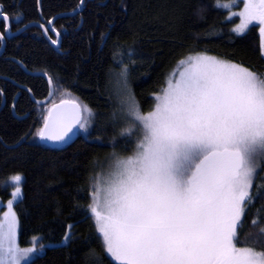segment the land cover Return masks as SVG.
<instances>
[{
  "label": "trees",
  "instance_id": "1",
  "mask_svg": "<svg viewBox=\"0 0 264 264\" xmlns=\"http://www.w3.org/2000/svg\"><path fill=\"white\" fill-rule=\"evenodd\" d=\"M81 1L0 0V7L17 31L36 22L47 26L53 17L75 12ZM216 4L217 0H85L82 11L55 20L59 48L35 26L9 39L0 54V197L5 201L12 195L8 178L23 177V196L15 205L19 243L27 247L32 238L41 237L44 245L28 264H94L93 257L117 264L105 252L90 205L94 183L114 154L126 157L135 148L134 139L126 143L128 138L120 135L127 126L126 98L117 85L122 71L127 69L128 88L144 115L154 110L157 94L178 62L189 55L214 54L264 77L260 26L237 35L233 28L239 18L229 20L228 10ZM51 38L57 41L55 35ZM34 72L51 78V106L70 99L81 110H91V115L83 111L85 127L79 128L70 146L52 148L37 135L48 107L38 106L24 88L37 100H44L50 89ZM261 180L264 169L251 190L253 196L261 195L252 206L245 204L237 230V247L257 252H264Z\"/></svg>",
  "mask_w": 264,
  "mask_h": 264
},
{
  "label": "snow or ice",
  "instance_id": "2",
  "mask_svg": "<svg viewBox=\"0 0 264 264\" xmlns=\"http://www.w3.org/2000/svg\"><path fill=\"white\" fill-rule=\"evenodd\" d=\"M241 3L243 11L232 13L241 18L233 31L243 35L255 23L264 37V0H217L216 7L231 10ZM127 54L131 58L132 50ZM181 64L186 66L179 79H169L147 115L131 95L127 69L119 74L127 125L120 135L136 143L132 155L114 154L108 180L90 205L102 245L117 264H264V252L237 247L244 206L261 195L250 190L264 160V79L208 55L189 56ZM72 109L78 113L80 105ZM83 111L91 115L87 106ZM75 124L84 128L86 121L77 114L65 122L50 112L37 135L64 141ZM11 180L18 200L22 177ZM8 207L11 220L6 229L0 225V264H21L36 248H19L13 201ZM93 262L103 264L96 257Z\"/></svg>",
  "mask_w": 264,
  "mask_h": 264
},
{
  "label": "water",
  "instance_id": "3",
  "mask_svg": "<svg viewBox=\"0 0 264 264\" xmlns=\"http://www.w3.org/2000/svg\"><path fill=\"white\" fill-rule=\"evenodd\" d=\"M85 4V0H82L79 7L77 8V10H75V12H72V13H68V14H63V15H59V16H56V17H53L52 20H50L49 24L47 26H45L44 24H41V23H31V24H28L22 28H20L19 31L17 32H11V23H10V19L8 16L7 19H6V22L8 23V36L11 37V36H17L20 34V32L26 30V29H29L31 28V26H35V27H39L43 33H44V36H45V39L49 42V44H51L53 47H56V48H59L60 47V41H61V37L60 35H57L58 32L55 31L53 25L54 23L56 22L55 20L60 18V17H64V16H73L75 15L77 12H80L82 11V7L84 6ZM1 7H0V16H5L3 14H1ZM41 25H43V27H41ZM47 29V31H46ZM51 34L52 35H55L56 36V39H57V42L56 43H53V40L51 38ZM0 37H3V35L0 34ZM5 39L3 37L2 39V49L0 50V54L4 51V48H5ZM33 75H36V76H41L42 78H45L48 82V85H49V94L48 96L44 99V100H37L36 98L33 97L32 95V92L27 89V88H24L25 90L28 91L29 95H30V98L33 102H35L37 105H40V106H46V104L50 103L51 102V99L53 98L54 96V91H55V88H53V83H52V80L50 77H48V75L46 73H41V72H34ZM17 98H15V104H16V101ZM67 102V103H64V102ZM73 103H76L78 105H80L78 102L76 101H73V100H64V101H60V102H57L55 104H53L49 109H48V114L46 116V119L45 121L48 120L49 118V113L51 112L52 113V117L55 119L58 115L65 121V122H71L75 119V117L77 116V114L79 115V118L82 122V118H83V110H81V106H80V110L79 112H75L73 109H72V104ZM44 121V122H45ZM45 124V123H44ZM44 127V125H43ZM42 127V128H43ZM80 128V125L79 124H75L73 127H72V130L68 133V135L65 137V140L64 141H59V142H53V141H46V140H40L42 144L44 145H49L50 147L52 148H59V147H67V146H70V144L72 142H74L77 137H78V130Z\"/></svg>",
  "mask_w": 264,
  "mask_h": 264
},
{
  "label": "rangeland",
  "instance_id": "4",
  "mask_svg": "<svg viewBox=\"0 0 264 264\" xmlns=\"http://www.w3.org/2000/svg\"><path fill=\"white\" fill-rule=\"evenodd\" d=\"M227 3H229V2H220L221 5H223V4H227ZM223 8H224V7H223ZM224 9L228 10V14H229V16H231L232 18H233V17H238V18H239V21H238V23L236 24V26H234V28L237 27V26L240 24V22H241V18H240L239 16H233L232 13H233V12H240V11H243V4L241 3V4H239V5H233V7H232L231 10L228 9V8H224ZM229 16H228V17H229ZM232 18H231V19H232ZM231 19H229V20H231ZM255 25H257V24L254 23V24L250 25L249 28H251V27H253V26H255ZM259 26H260V25H259ZM260 27H261V26H260ZM234 28H233V29H234ZM249 28H248V29H249ZM246 32H247V31H246ZM246 32H245V33H246ZM234 33H235V32H234ZM235 34H236V33H235ZM260 34H261V32H260ZM243 35H244V34H243ZM261 35H262V34H261ZM262 44H264V37H262ZM263 54H264V46H263ZM196 55H208V56L215 57V58H217L218 60H221V61H224V62H227V63H232V64L240 65V64H238L237 62H232V61H229V60L224 59V58L222 59V58H220L219 56H216V55H214V54H208V53H204V52H200L199 54H193V55H189V56H196ZM187 59H188V57L185 58V59H182V60H180V62H178V65L176 66V68H175V69L172 71V73H171V74H175V75H170L169 79H172L173 81L179 79V73H180L181 71H183V70H184V67L186 66V65H184V64H181V61H187ZM240 66H242V65H240ZM242 67H244V66H242ZM244 68H246V69H248L249 71L253 72V73L256 74L258 77L264 79L263 76H260L258 73H255L253 70H251V69H249V68H247V67H244ZM169 79H168V81H169ZM168 81H167V84H168ZM166 87H167V86H166ZM166 87H165V88H166ZM161 94H162V92H161L160 94H157V96H158V95H161ZM156 103H157V102H156ZM152 111H153V110H152ZM148 113H149V112H148ZM148 113H147V114H148ZM147 114H145V115H147ZM118 156H119V157H124V156H121V154L118 155ZM129 156H130V155H129ZM126 157H127V156H126ZM113 164H114V161H109V162L107 163V168L105 169L104 173L101 175V177H98V178L96 179V181H95V183H94V194H95L97 188H101V189H102V188L105 186V184H106V182H107V180H108L109 172L111 171V167H112ZM262 169H264V160H261V161L258 162L257 173H259ZM20 176H21V175H20ZM21 177H22V176H21ZM11 178H12V177H10V178L7 179V185H9V186L11 187V191H12V193H13L14 190H15L16 185L12 183ZM22 178H23V177H22ZM22 183H23V179H22V182H21V185H20V188H21V196H20V198H19L18 200H20V199L22 198V196H23ZM250 191H251V190H250ZM94 198H95V195H94L93 199H94ZM99 198H100L101 200H102V198H103V192H102V191L99 193ZM18 200H14L12 195H11L10 198H8V199L5 200V201H3V200L1 199V197H0V225H4V226H5V229L7 228V224H8V222L11 220V215H10V213H9V207H8L9 202H10V201H13V207H12V210H11V211L15 213V205H16V203H17ZM15 217H16V220H17V222H18V216H17V213H15ZM243 217H244V215L242 214V218H241V220L243 219ZM93 220L96 222L94 215H93ZM241 220H240L239 223H241ZM238 228H239V227H238ZM237 230H238V229H237ZM97 231H98V229H97ZM19 238H20V235H19V224H18V227H17V230H16V243H17V245L19 246V248H21V249H26V248H30V247H35V248H36V252H34V253H30L29 256H28L27 258H21V264H28V263H30V261H32L34 258H36L37 255H40L41 252L43 251V249H41V247H40V245L42 244V243H41V237H34V238H32L30 244H29L27 247H24V246H21V245H20V243H19ZM106 254H107V253H106ZM113 261H114V260H113ZM114 262H116V261H114ZM116 263H117V262H116Z\"/></svg>",
  "mask_w": 264,
  "mask_h": 264
},
{
  "label": "flooded vegetation",
  "instance_id": "5",
  "mask_svg": "<svg viewBox=\"0 0 264 264\" xmlns=\"http://www.w3.org/2000/svg\"><path fill=\"white\" fill-rule=\"evenodd\" d=\"M1 14L7 16L4 12H2V10H1ZM10 23H11V21H10ZM17 31H19V30H17ZM17 31H13L12 30V23H11V32H17ZM42 33H43V31H42ZM0 34L3 35V37L5 39V45L4 46L6 48V44L9 43V39L12 38L13 36H11V37L8 36L9 35L8 34V23L4 19H0ZM1 49H2V39H0V50ZM1 94H2V97H3V100H4L5 99V97H4L5 93L2 92ZM51 103H52V99H51V102L50 103L46 104V106L48 107V109L51 107ZM38 106H40V105H38ZM46 106H40V107H46ZM13 111L15 112V101L12 104V112Z\"/></svg>",
  "mask_w": 264,
  "mask_h": 264
},
{
  "label": "bare ground",
  "instance_id": "6",
  "mask_svg": "<svg viewBox=\"0 0 264 264\" xmlns=\"http://www.w3.org/2000/svg\"><path fill=\"white\" fill-rule=\"evenodd\" d=\"M53 38V37H52Z\"/></svg>",
  "mask_w": 264,
  "mask_h": 264
}]
</instances>
